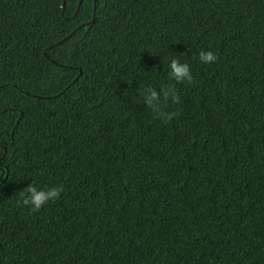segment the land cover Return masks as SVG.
Here are the masks:
<instances>
[{"label": "trees", "instance_id": "obj_1", "mask_svg": "<svg viewBox=\"0 0 264 264\" xmlns=\"http://www.w3.org/2000/svg\"><path fill=\"white\" fill-rule=\"evenodd\" d=\"M0 264H264V0H0Z\"/></svg>", "mask_w": 264, "mask_h": 264}, {"label": "clouds", "instance_id": "obj_2", "mask_svg": "<svg viewBox=\"0 0 264 264\" xmlns=\"http://www.w3.org/2000/svg\"><path fill=\"white\" fill-rule=\"evenodd\" d=\"M200 60L202 63H214L217 57L211 52H201ZM170 78L174 79L176 82H183L187 80L189 83L192 82V75L188 64L180 63L178 60L173 59L170 63ZM163 96L167 100L170 96L173 102H178V97L175 94L174 88L171 86L163 91ZM145 104L156 112L161 118L166 120L172 119L175 113L166 114L160 111L159 101L160 94L155 89H149L148 94L144 98ZM25 192L28 193L25 196ZM63 192V188H52L50 190H38L36 187L29 185L24 191L20 193L22 198V203L25 206L31 205V210L33 212L39 211L44 205L49 201L59 198L60 194Z\"/></svg>", "mask_w": 264, "mask_h": 264}, {"label": "water", "instance_id": "obj_3", "mask_svg": "<svg viewBox=\"0 0 264 264\" xmlns=\"http://www.w3.org/2000/svg\"><path fill=\"white\" fill-rule=\"evenodd\" d=\"M80 2H81V0H80ZM63 7H64V5H63ZM82 26H80L79 28H81Z\"/></svg>", "mask_w": 264, "mask_h": 264}]
</instances>
